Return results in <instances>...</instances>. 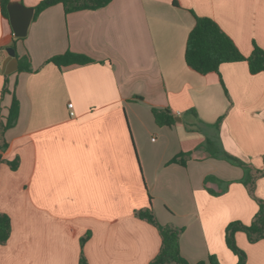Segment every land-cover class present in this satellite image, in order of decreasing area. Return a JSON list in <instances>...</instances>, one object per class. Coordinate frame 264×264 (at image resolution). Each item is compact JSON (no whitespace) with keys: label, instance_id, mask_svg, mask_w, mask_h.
I'll return each mask as SVG.
<instances>
[{"label":"crops","instance_id":"crops-1","mask_svg":"<svg viewBox=\"0 0 264 264\" xmlns=\"http://www.w3.org/2000/svg\"><path fill=\"white\" fill-rule=\"evenodd\" d=\"M41 1L11 0L27 8ZM195 15L214 20L243 56L264 50V0H113L68 15L56 5L32 20L24 40L0 7V120L19 103L0 150L19 162L16 171L0 165V213L12 221L0 264H80L82 252L88 264H150L161 237L135 216L149 198L161 225L183 229L189 264L210 256L238 263L226 229L251 225L259 207L234 161L264 167V72L252 75L246 62L224 64L220 75L190 69ZM9 48L18 61L10 69H18L5 74ZM66 53L91 62L49 63ZM26 56L32 72L19 71ZM166 108L172 127L152 113ZM220 119L219 131L207 127ZM207 137L217 157L198 149ZM256 196L264 200V178ZM236 243L246 264H264V241L250 244L238 232Z\"/></svg>","mask_w":264,"mask_h":264},{"label":"trees","instance_id":"trees-1","mask_svg":"<svg viewBox=\"0 0 264 264\" xmlns=\"http://www.w3.org/2000/svg\"><path fill=\"white\" fill-rule=\"evenodd\" d=\"M113 0H42L36 7L33 8V21L45 10L62 5L65 14H71L81 11H97L107 7ZM11 0H0L1 12L4 18L9 20L8 6ZM195 18V26L189 34L186 46L185 60L190 69L196 73L206 76L209 74L220 75V68L224 64L246 62L249 66V71L252 75L264 72V50L255 46L252 54L245 57L239 51L233 40L220 28V26L212 19L207 17ZM19 39V38H17ZM19 40H24L20 38ZM91 60L83 55L75 53H66L64 55L52 58L49 63L54 64L58 68H67L71 66H82L90 63ZM20 72H32L30 59L26 56L20 62ZM221 83L227 94L223 81ZM5 93V88L3 89ZM152 113L156 124L160 127H172L175 125V116L171 109H152ZM190 113L196 115L195 111ZM19 116V103L14 99L12 106L9 109V114L6 122L0 120V150L6 149V142L4 134L6 130L13 127ZM197 116V115H196ZM222 119L214 125H208L210 130L219 131ZM198 149H205L212 157H217V148L212 138L207 137L204 145ZM189 157L184 154L175 159L178 163H183ZM228 158V157H227ZM230 160V162L233 160ZM244 170V178L242 184L247 189L250 196L258 204V212L255 215L251 225H244L240 222L231 223L226 229V244L227 247L238 257L237 264H246L247 255L241 250L236 243V234L242 232L246 234L250 244H256L264 241V200L256 196L257 182L264 178L263 169H257L251 165L245 164L238 160L234 161ZM7 163L12 171H16L19 166L18 160L13 162H6L0 156V165ZM137 219L148 223L156 228L161 237V249L159 254L150 262V264H189L181 255L180 251V237L183 229L173 225H161L152 209V201L149 198V206L135 212ZM12 230L11 218L0 213V245H6L10 239ZM90 239L87 235L81 239V247L83 249L86 242ZM80 264H88L83 252L80 257ZM199 264H219L215 256H210L206 262Z\"/></svg>","mask_w":264,"mask_h":264},{"label":"water","instance_id":"water-1","mask_svg":"<svg viewBox=\"0 0 264 264\" xmlns=\"http://www.w3.org/2000/svg\"><path fill=\"white\" fill-rule=\"evenodd\" d=\"M9 21L13 30V34L16 38H25L28 34V29L32 23L34 10L33 8H27L19 3H11L8 6ZM9 60L5 66L4 73L10 74L18 69H10V62L14 61L17 65L16 51L14 48L8 49ZM178 121V120H177Z\"/></svg>","mask_w":264,"mask_h":264},{"label":"built area","instance_id":"built-area-1","mask_svg":"<svg viewBox=\"0 0 264 264\" xmlns=\"http://www.w3.org/2000/svg\"><path fill=\"white\" fill-rule=\"evenodd\" d=\"M69 108L72 110V108H73L72 105H69ZM71 114L73 115L74 113H71Z\"/></svg>","mask_w":264,"mask_h":264}]
</instances>
